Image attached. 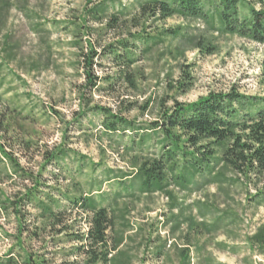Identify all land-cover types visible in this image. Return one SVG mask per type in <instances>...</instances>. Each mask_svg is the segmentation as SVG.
<instances>
[{
  "label": "rangeland",
  "instance_id": "obj_1",
  "mask_svg": "<svg viewBox=\"0 0 264 264\" xmlns=\"http://www.w3.org/2000/svg\"><path fill=\"white\" fill-rule=\"evenodd\" d=\"M136 1L0 0V146L16 164L0 163V259L93 264L76 252L72 236L87 230L90 215L67 201L91 196L112 218L108 245L120 241L111 264H264V253L248 242L264 223V207L249 200L252 189L230 181L232 173L214 184L196 178L183 189L165 172L170 196L141 193L129 179L162 154L152 128L176 103L232 87L264 97V45L197 19L138 20ZM99 5L105 11L97 22L89 12ZM112 15L120 18L116 28L107 26ZM132 35L161 42L145 54ZM121 40L133 43L132 65L105 55ZM88 45L91 70L83 61ZM86 71L100 78L96 88L87 85ZM187 76L183 94L179 83ZM110 115L138 130L108 132ZM59 150L65 155L49 161ZM34 189L66 210L61 224L47 226L25 200Z\"/></svg>",
  "mask_w": 264,
  "mask_h": 264
},
{
  "label": "trees",
  "instance_id": "obj_2",
  "mask_svg": "<svg viewBox=\"0 0 264 264\" xmlns=\"http://www.w3.org/2000/svg\"><path fill=\"white\" fill-rule=\"evenodd\" d=\"M259 7L255 8L250 0H137V19L153 18L163 20L172 16L183 19H197L211 23L215 31L221 34L235 35L258 44L264 45V0H253ZM240 6L245 9L242 14ZM104 7L90 9L92 18L99 22L104 14ZM124 11L119 14L125 18ZM119 15V16H120ZM136 20L135 15L129 21ZM120 24L118 15H112L107 26L116 28ZM137 25V24H136ZM135 26V25H133ZM132 40H140L148 54L152 47L161 42L153 36L132 35ZM89 46V45H88ZM133 43L127 40L116 41L108 45L105 55L122 66L135 62L132 55ZM207 52L210 49L206 48ZM95 53L89 46L88 54L84 55V64L91 70ZM87 85L96 88L100 78L91 71H86ZM264 82V65L261 71ZM179 83V89L186 93L189 89L190 77ZM95 112L104 114L106 109L97 107ZM122 124V127H118ZM3 130L6 126L0 121ZM108 132H126L138 130L130 122L118 116L110 115L105 122ZM155 135L161 136L162 154L151 163L144 162L130 180L138 182L141 193L166 192L168 186L166 173L172 174V180L183 189L196 184V178L204 184L221 183L224 171L235 177L230 181L240 182L253 190L249 200L264 207V97L248 96L232 87L228 91L209 92L191 103L175 104L165 110L160 121L152 128ZM65 155L59 150L49 156V161H58ZM0 163L16 166L13 159L0 146ZM35 189L28 191L24 197L27 202L35 203L41 212L44 224L59 225L63 222L65 209L59 208L58 201L49 195L38 198ZM71 208L80 209L89 214L87 230L72 234L80 245L75 249L95 264H111V252L116 251L120 241L108 245L107 231L112 218L106 207H100L98 201L91 197H67ZM54 206V207H53ZM56 207V209H54ZM250 247L264 253V223L248 238ZM26 257L17 262L8 257L0 259V264H39Z\"/></svg>",
  "mask_w": 264,
  "mask_h": 264
}]
</instances>
